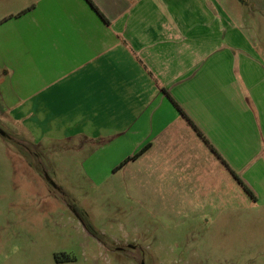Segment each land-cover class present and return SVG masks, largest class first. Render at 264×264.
<instances>
[{"label": "crops", "instance_id": "crops-1", "mask_svg": "<svg viewBox=\"0 0 264 264\" xmlns=\"http://www.w3.org/2000/svg\"><path fill=\"white\" fill-rule=\"evenodd\" d=\"M24 2L3 22L4 65L35 76L21 101L31 132L38 120L126 182L219 164L251 186L264 161V0Z\"/></svg>", "mask_w": 264, "mask_h": 264}, {"label": "rangeland", "instance_id": "rangeland-1", "mask_svg": "<svg viewBox=\"0 0 264 264\" xmlns=\"http://www.w3.org/2000/svg\"><path fill=\"white\" fill-rule=\"evenodd\" d=\"M25 9L0 0V264H264V161L251 197L218 163L171 184L126 182L88 168L87 151L56 143L38 120L29 130L23 81L35 76L4 65L3 22Z\"/></svg>", "mask_w": 264, "mask_h": 264}, {"label": "flooded vegetation", "instance_id": "flooded-vegetation-1", "mask_svg": "<svg viewBox=\"0 0 264 264\" xmlns=\"http://www.w3.org/2000/svg\"><path fill=\"white\" fill-rule=\"evenodd\" d=\"M114 249L122 252L123 250H126V249H129V250L135 249V247L131 244H128L126 245V247H115Z\"/></svg>", "mask_w": 264, "mask_h": 264}, {"label": "trees", "instance_id": "trees-1", "mask_svg": "<svg viewBox=\"0 0 264 264\" xmlns=\"http://www.w3.org/2000/svg\"><path fill=\"white\" fill-rule=\"evenodd\" d=\"M233 176L237 179V177H236L235 174H233ZM238 181H239L240 185L243 187L244 191L251 197L252 196V193L250 192V190L241 182V180H238Z\"/></svg>", "mask_w": 264, "mask_h": 264}]
</instances>
